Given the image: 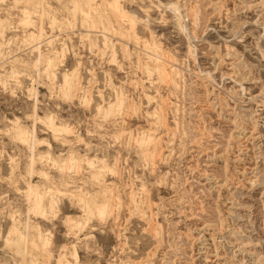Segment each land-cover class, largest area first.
<instances>
[{
  "label": "rangeland",
  "instance_id": "374dc122",
  "mask_svg": "<svg viewBox=\"0 0 264 264\" xmlns=\"http://www.w3.org/2000/svg\"><path fill=\"white\" fill-rule=\"evenodd\" d=\"M40 1L0 0V264H264V0Z\"/></svg>",
  "mask_w": 264,
  "mask_h": 264
},
{
  "label": "bare ground",
  "instance_id": "6f19581e",
  "mask_svg": "<svg viewBox=\"0 0 264 264\" xmlns=\"http://www.w3.org/2000/svg\"><path fill=\"white\" fill-rule=\"evenodd\" d=\"M84 1H85V3L88 5V6H90V5H92L91 4V2H92V0H83V3H84ZM95 1V0H94ZM40 2H43L42 0L40 1ZM81 2V1H80ZM103 2L105 3V1L103 0ZM99 3V2H98ZM82 4V3H81ZM102 4V3H101ZM107 4V3H106ZM105 4V6H107ZM109 4V6H110V8L109 9H111V12H112V14H110V15H115L114 17L116 18V16L117 17H120V19L121 18H128V19H130L131 20V22L132 23H134V21H135V19H134V15L132 16V15H130V14H128V12H126V10H124L122 7H121V5H120V3H119V0H113V2H109L108 3ZM86 5V6H87ZM153 5H154V3H153ZM81 6V5H80ZM82 6H84V4L82 5ZM105 6H104V8H105ZM177 6V5H176ZM200 6V5H199ZM77 7H78V5H77ZM169 7V6H168ZM173 8H174V10H175V12H177V16H179V18H178V20L180 21L182 18L184 19V17H182L181 16V13H180V10H179V8L177 9V7H175V5L173 6ZM172 8V9H173ZM197 8V7H196ZM102 9L103 8H101V11H102ZM107 9V8H106ZM159 9V8H158ZM187 9V8H186ZM199 9V8H198ZM40 10V9H39ZM83 10V9H82ZM81 10V11H82ZM149 10V9H148ZM173 10V11H174ZM85 11V10H84ZM91 11V10H90ZM90 11H89V13H90ZM95 11V10H94ZM101 11H99V12H101ZM103 11H104V9H103ZM109 11V10H108ZM163 11V10H162ZM192 11V10H191ZM28 12L29 11H27V14H28ZM86 12V11H85ZM98 12V13H99ZM175 12H174V14H175ZM198 12V11H197ZM196 12V13H197ZM95 13H97V11L95 12ZM106 13V12H105ZM109 13H110V11H109ZM130 13V12H129ZM187 13V12H186ZM26 14V16L28 17V15ZM84 14V13H83ZM108 14V13H107ZM106 14V15H107ZM31 15V14H30ZM30 15H29V19H30ZM90 15V14H89ZM96 15V14H95ZM99 14H97V16H98ZM105 15V14H104ZM109 15V14H108ZM138 15V14H137ZM165 15V14H164ZM176 15V14H175ZM199 14L197 13V15H195L194 17H196V16H198ZM87 16V15H86ZM96 16V17H97ZM136 16V15H135ZM93 17H94V15H93ZM96 17H94V18H96ZM99 17V16H98ZM103 17V16H102ZM105 17V16H104ZM109 17V16H108ZM137 17V16H136ZM113 18V17H112ZM29 19H28V21H29ZM102 19V18H101ZM107 19V18H106ZM119 19V18H118ZM148 19V18H147ZM176 19V18H175ZM87 20V19H86ZM96 20V19H95ZM98 20L100 21V19L98 18ZM112 19H111V17L108 19V21L110 22ZM91 21V20H90ZM97 21V20H96ZM96 21H94V22H96ZM126 21V20H125ZM136 21H138V19L136 20ZM144 21V20H143ZM103 22H105V21H103ZM118 22V21H117ZM120 22V21H119ZM118 22V23H119ZM126 22H130V21H126ZM165 22H166V20H165ZM30 23V22H29ZM92 23V22H91ZM96 23H98V21L96 22ZM95 23V24H96ZM101 23H102V21H101ZM107 23V22H106ZM28 24V23H27ZM31 24V23H30ZM110 24V23H109ZM179 24H180V22H179ZM181 24H183L182 22H181ZM111 25V24H110ZM130 25V24H129ZM109 26V25H108ZM123 26V25H122ZM131 26V25H130ZM134 26V25H133ZM184 26V25H183ZM187 27V26H186ZM132 28V27H131ZM145 28V27H144ZM183 28V27H182ZM185 28H183V30H184ZM128 31V30H127ZM188 31V30H187ZM43 32V31H42ZM107 32V31H106ZM44 33V32H43ZM104 33V32H103ZM134 33H135V29H134ZM151 33V32H150ZM34 35V34H33ZM33 35H31L32 36V38L34 39V37H33ZM41 36V35H40ZM189 36V35H188ZM56 37V36H55ZM106 37V36H105ZM135 37H137V36H135ZM191 37V36H190ZM31 38V37H30ZM115 38V37H114ZM92 39V38H91ZM106 39V38H105ZM138 39V38H137ZM26 40V39H25ZM32 40V39H31ZM31 40H29V41H31ZM108 40V39H107ZM131 40V39H130ZM190 40H192V39H190ZM194 40V39H193ZM192 40V41H193ZM141 41V40H140ZM37 42V41H36ZM43 42V41H42ZM129 42V41H128ZM148 42V41H147ZM90 43H91V41H90ZM39 45V44H38ZM51 45V44H50ZM111 46V45H110ZM57 47V46H56ZM33 48V47H32ZM126 48V47H125ZM155 48V47H154ZM38 49V48H37ZM41 51V50H40ZM145 51V50H144ZM143 51V52H144ZM38 52V51H37ZM39 54V53H38ZM127 54V53H126ZM158 54V53H157ZM152 55V54H151ZM156 55V54H155ZM155 55H154V58H156L155 57ZM165 55V54H164ZM140 56V55H139ZM147 56V55H146ZM149 56V55H148ZM153 56V55H152ZM160 56V55H159ZM164 57V56H163ZM159 58V57H158ZM139 59V58H138ZM160 59V58H159ZM38 61H39V59H38ZM38 61H37V63H38ZM160 62V61H159ZM52 63H53V61H52ZM158 63V62H157ZM21 64V63H20ZM54 64V63H53ZM139 65V64H138ZM178 65V64H177ZM49 66V65H48ZM157 67H156V70H158V72H160V73H162L163 71H164V66H162V62H161V65H156ZM173 66V65H172ZM53 68V67H52ZM167 68V67H166ZM178 70V69H177ZM147 71V70H146ZM155 71V70H154ZM166 72V71H165ZM176 72V71H175ZM147 73H148V71H147ZM159 73V74H160ZM149 74H151L150 72H149ZM163 75H165L164 74V72L162 73ZM182 74V73H181ZM170 75V74H169ZM180 75V74H179ZM66 77V76H65ZM166 77V76H165ZM72 78V77H71ZM71 78H68V77H66L65 78V87H67L68 88V90L70 89V88H72L73 87V85H74V81L73 80H71ZM173 78V77H172ZM112 79V78H111ZM169 79V78H168ZM163 81V80H162ZM168 81V80H167ZM164 83V82H163ZM172 83V82H171ZM168 84V83H167ZM173 84H175V82L173 81ZM178 84V83H177ZM176 84V85H177ZM169 85V84H168ZM180 91V90H179ZM35 93H36V91H35ZM123 96V95H122ZM36 99V98H35ZM34 101H36V100H34ZM86 102V101H85ZM122 103V102H121ZM124 103V102H123ZM36 105V104H35ZM112 105V104H111ZM120 106V105H119ZM122 106H125V104L123 105L122 104ZM100 107H101V105H100ZM125 108V107H124ZM111 109V106H110V108L107 110V113H108V111H112V110H110ZM122 109V108H121ZM35 111V110H34ZM106 111V110H105ZM185 113V112H184ZM183 113V114H184ZM105 115H106V112H105ZM108 115V114H107ZM48 116V115H47ZM46 116V117H47ZM52 116V115H51ZM160 120L159 121H161V118H159ZM53 118H51L50 116H49V118H46L44 121H43V123L44 124H46L49 128H50V126H52V129L54 130V132H55V134H57L58 133V135L59 134H63V133H66V131L67 130H70L69 129V126H62L61 128L60 127H58V126H55V124L53 123ZM184 122V121H183ZM182 126V125H181ZM20 131H21V133L20 134H22V132H23V134L22 135H24L25 134V136H26V130L24 131L23 129H19ZM25 132V133H24ZM185 132V131H184ZM32 134H33V132H32ZM67 134V133H66ZM21 135V136H22ZM22 137H24V136H22ZM21 137V138H22ZM34 137V136H33ZM145 137V136H144ZM25 139H26V137H24ZM149 138V137H148ZM143 140V139H142ZM155 141V139H149V140H146V143L148 142V143H150L149 145H151L152 144V142H154ZM182 141V140H181ZM143 142V141H142ZM141 143V142H140ZM144 143V142H143ZM153 144H155V143H153ZM152 144V145H153ZM33 145V144H32ZM94 145V144H93ZM97 148V147H96ZM146 152V151H145ZM91 153V152H90ZM148 154V153H147ZM89 158V157H88ZM87 159V158H86ZM151 159V158H150ZM32 161H33V159H32ZM59 161V160H58ZM81 161H83V160H81V157H78V156H76V155H72L71 154V156H69L68 158H66V159H64V160H62L61 162H59V165H60V169L62 170V171H64V170H67V168H68V164H70V169L72 168H74V169H77V168H79L78 167V165L80 166L81 165ZM57 162V161H56ZM88 162V165L90 166V168H97L96 169V174H95V179H97V180H100V178H101V176H102V174L106 171V170H108L109 168H108V165H106L105 164V162L104 161H102L101 163H95L94 161H90V160H88L87 161ZM31 164V163H30ZM58 164V163H57ZM71 169V170H72ZM110 169H111V167H110ZM77 172H79V170L77 169L76 170ZM114 171V170H113ZM76 172V173H77ZM70 174V173H69ZM30 178V177H29ZM94 180V179H93ZM98 182V181H97ZM42 187V186H41ZM50 187V186H49ZM106 187V186H105ZM31 188V187H30ZM52 188V187H51ZM58 189V188H57ZM29 190H31V189H29ZM33 191H34V189H32ZM36 190V189H35ZM83 190V189H82ZM106 191V190H105ZM30 192H32V191H30ZM37 192V191H36ZM39 192V191H38ZM34 193V192H32V193H30V195L32 194H36L35 195V202H33L34 204H35V208L36 209H38L42 214H46V210H45V208L46 207H48L47 205H49L50 206V209H51V211L50 212H52V209L54 208V206H55V204L57 203L56 201H55V199H53V197H54V195H53V197H51L52 199H49L47 202H45L47 205H46V207L44 206V194L46 193V192H44V193H41V192H39V193ZM57 193V192H56ZM58 194V193H57ZM99 194V193H98ZM112 194V193H111ZM107 195V194H106ZM114 195V194H113ZM113 195H110L109 196V194H108V196H107V199H106V202L104 203V204H102V205H97V204H95V202H94V200H85V198H83L82 197V199H81V201H85V203H86V207H85V211H87V212H94L93 210L96 208V209H98L99 210V212H100V215H105V214H107V212L109 211L108 209H109V201L112 199V197H113ZM105 196V195H104ZM103 196V197H104ZM31 197V196H30ZM106 198V197H105ZM114 198V197H113ZM33 201H34V199H33ZM42 208L43 210H40V209ZM84 208V207H83ZM48 209H49V207H48ZM49 209V210H50ZM33 211V210H32ZM34 212H35V210H34ZM48 212V211H47ZM33 213V212H32ZM39 213V212H38ZM37 213V214H38ZM87 216V215H86ZM45 217V216H44ZM83 222V221H82ZM81 225V224H80ZM76 226H77V224H76ZM77 227H79V226H77ZM80 227H82V225L80 226ZM27 228V227H26ZM81 229V228H80ZM47 241V240H46ZM45 240H44V243L46 242ZM47 243V242H46ZM74 255H76V257L78 258V256H77V253L76 254H74ZM25 256V255H24ZM26 258V257H25ZM75 258V257H74Z\"/></svg>",
  "mask_w": 264,
  "mask_h": 264
}]
</instances>
